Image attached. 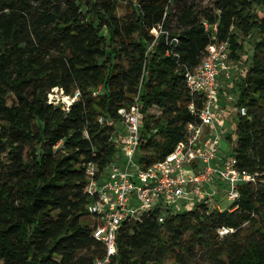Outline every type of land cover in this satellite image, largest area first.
I'll return each instance as SVG.
<instances>
[{
	"label": "trees",
	"instance_id": "1",
	"mask_svg": "<svg viewBox=\"0 0 264 264\" xmlns=\"http://www.w3.org/2000/svg\"><path fill=\"white\" fill-rule=\"evenodd\" d=\"M261 6L264 0L204 7L195 0H0V264L100 259L84 190L88 166L97 178L119 151L112 141L118 110L137 99L139 160L162 161L188 125L201 123L204 100L189 92L186 72L210 44L227 43L238 63L239 37L252 31L259 38L235 84L246 114L237 117L231 155L254 183L238 186L237 201L221 211L197 202L162 223L159 209L122 222L110 264H264V17L253 11ZM159 24L167 41L150 33ZM205 24L215 25L213 35ZM55 88L79 95L68 108L55 106L47 102ZM220 228L232 232L220 236Z\"/></svg>",
	"mask_w": 264,
	"mask_h": 264
},
{
	"label": "built area",
	"instance_id": "2",
	"mask_svg": "<svg viewBox=\"0 0 264 264\" xmlns=\"http://www.w3.org/2000/svg\"><path fill=\"white\" fill-rule=\"evenodd\" d=\"M204 27L212 35L216 31L215 25L205 24ZM150 33L154 39L162 35L167 41L168 32L161 24ZM170 43L177 44L176 38H171ZM230 70H235V66L229 59L227 43L210 44L200 63L185 74L189 92L202 95L204 100L198 112L201 123L188 125L185 139L162 161L149 166L140 162L138 154L139 102L134 99L131 107L118 110L123 131L118 134L116 130L112 137L118 153L97 178H94V167L89 165L87 168L89 182L84 191L89 202L86 210L93 220L92 235L104 249L103 256L94 264H110L116 254V235L122 222L139 220L144 213L159 209L157 221L162 223L170 212L185 211L197 202L211 203L216 192H224L226 199L233 203L239 198L238 186L254 183V175L237 170L232 155H220L219 152L221 139L230 125L225 124V118L232 111L219 104L216 84L218 77ZM52 92H60L62 108H68L79 95L75 92L73 96H63L56 88ZM51 101L50 98L47 100L53 104ZM189 108L193 109L192 106ZM233 113L245 116L246 110L240 107ZM216 181L223 186L216 185ZM205 185H209L211 193ZM217 210L222 209L217 206ZM228 232L232 230H218L220 236Z\"/></svg>",
	"mask_w": 264,
	"mask_h": 264
},
{
	"label": "rangeland",
	"instance_id": "3",
	"mask_svg": "<svg viewBox=\"0 0 264 264\" xmlns=\"http://www.w3.org/2000/svg\"><path fill=\"white\" fill-rule=\"evenodd\" d=\"M210 1L211 0H195L197 5H201L203 7L209 6ZM123 11H124V8L122 5L121 7L118 8L117 13L120 15L123 13ZM253 11L259 18L264 17V7L262 6L255 7ZM171 27H172V30L174 31L175 22L174 23L172 22ZM258 38H259V34L256 31L250 32L247 37H243V38L239 37V41L242 45V52L240 53V58H241L240 61L236 63L237 71L231 77L226 76L225 74H222L219 76L222 79L217 80V81H221V83L223 84V85L220 84L221 92L218 93V100H223L224 104L222 105L226 106L228 110L232 111V113H230L231 121L228 123V125L229 124L230 125L225 130V134L222 137L221 142H220V150H219L220 155L229 156L232 154V149H233L234 142L236 139L235 124H236V120L238 117L236 113H233V112H236V110L238 109L237 108L238 92H237V88L235 84L236 82L240 81L243 78L245 71L247 69V66L250 62L251 56H252L254 43L258 40ZM50 93H51L50 96L47 95V100L49 98L52 99L51 102H53L55 106L57 103L58 105L62 103L63 98L60 95V92L56 93V92L51 91ZM151 114L154 115V117H156L157 110L153 109ZM118 126H119L118 124L114 125L116 129ZM228 136L230 137V140L229 138H227ZM231 204L232 202L226 199L224 192H218L217 194L213 195L212 202L207 205L209 209L212 210V209H217V206L220 209H226ZM167 264H174V263L167 262Z\"/></svg>",
	"mask_w": 264,
	"mask_h": 264
},
{
	"label": "crops",
	"instance_id": "4",
	"mask_svg": "<svg viewBox=\"0 0 264 264\" xmlns=\"http://www.w3.org/2000/svg\"><path fill=\"white\" fill-rule=\"evenodd\" d=\"M232 62V61H231ZM233 63V65L235 66V70H230V71H228L227 73H225V75L226 76H232L236 71H237V64L236 63H234V62H232ZM234 77V76H233ZM232 77V78H233ZM219 80L220 79H222V78H218ZM234 80V79H233ZM220 84H222L221 83V81H217V84H216V94H218L219 92H221L220 91V89H221V87H220ZM223 85V84H222ZM224 104L223 103V100H219V104ZM226 120H225V124L227 125L228 124V122H230L231 121V119H230V116H228V117H226L225 118ZM119 126L117 127V132H118V134H121L122 133V131H123V126H122V124L121 123H119L118 124ZM228 127V126H227ZM227 129V128H226ZM225 134V133H224ZM224 136V135H223ZM222 185L223 186V184L222 183H220L219 181H216V185ZM205 187H206V190L209 192V193H211V190H210V188H209V185H205ZM218 192H216L215 194H217ZM191 202H192V200H191Z\"/></svg>",
	"mask_w": 264,
	"mask_h": 264
}]
</instances>
